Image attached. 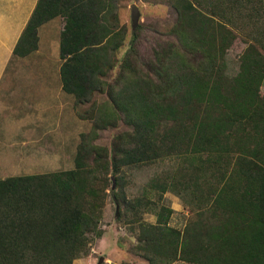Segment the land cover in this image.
<instances>
[{"label":"trees","instance_id":"1","mask_svg":"<svg viewBox=\"0 0 264 264\" xmlns=\"http://www.w3.org/2000/svg\"><path fill=\"white\" fill-rule=\"evenodd\" d=\"M122 1L38 0L14 48L36 51L40 26L62 17V89L90 104L79 115L94 122L74 168L0 178V264H73L86 254L103 236L113 177L119 220L138 224L134 249L150 264H264V0H175L170 37L150 58L137 13L127 44ZM237 32L250 42L231 76ZM120 124L111 149L96 143L99 129ZM171 158L175 172L126 196L124 167ZM167 192L197 211L183 229L171 224Z\"/></svg>","mask_w":264,"mask_h":264},{"label":"rangeland","instance_id":"2","mask_svg":"<svg viewBox=\"0 0 264 264\" xmlns=\"http://www.w3.org/2000/svg\"><path fill=\"white\" fill-rule=\"evenodd\" d=\"M174 1L123 0L120 2L119 15L121 22L129 30L127 44L131 39L132 18L134 13H137L138 16H141L140 22L143 27L139 44L140 50L146 58L152 57L155 50L159 47L158 41L162 40L161 44L167 41L170 37L168 32L173 29L177 20L178 14L173 5ZM58 19L62 21V32L65 21L62 17ZM237 36L232 48L228 50L226 55L228 62L227 72L231 76L238 72L241 55L246 51L250 42L247 37L239 32H237ZM121 49L120 57L126 51L127 45ZM261 50L264 53V50ZM18 58L16 56V60L12 61L6 75L7 79H10V77L14 79H33L36 85L43 80L47 81L50 79V81L57 82L62 86L60 66L63 61L61 57H55L51 61V66L50 62L43 66L37 55H32L21 61L20 59L17 60ZM46 66H50V71ZM53 86L54 84H52ZM262 88L264 90V85ZM50 99L49 109L36 111L35 114L33 123L35 126L36 124H39V126H36L33 131L41 133H34L35 141L28 145L29 150L32 149V146L36 147L34 149L35 156L33 153L27 154L28 152L24 149V146L18 145L26 137V129L22 128L19 136H17L15 128L9 127L10 123L6 115H9L10 112H6L3 117H0V178L21 175V173L37 174L75 167V156L77 146L81 140V133L88 132L93 128L94 122L91 118H81L79 112L84 113L90 104L76 105L75 96L68 93L63 95L52 94ZM106 99V95H97L93 101L99 104ZM19 114L20 112H17L16 116ZM41 124H44L45 128ZM124 130H126V127L123 124L117 127L111 126L99 129V137L96 143L111 149L116 135ZM31 136V134L28 135V137ZM51 136H55L57 141H52V138L50 139ZM16 149L19 150L16 151ZM7 153L15 159L9 160V165H2L6 162V159L3 158ZM17 155L22 159H19ZM27 155L33 157L24 159ZM177 167L178 164L173 161V158L138 167H124L122 171L125 179L124 191L126 196L129 199L141 196L152 178L158 175L163 176L167 171L175 172ZM116 187L113 177V183L107 189L110 192V196L107 198L103 210V218L99 224L104 231L103 236H93L89 241L88 252L75 259L73 264H150L147 259L134 249L137 243L136 231L138 230V224L129 225L119 220L123 208L114 198L113 193H115ZM165 203L174 209L171 224L177 228L183 229L189 220L196 218L197 211L195 210V213H191L190 208L186 206L183 199L175 192H167L165 194ZM156 218V215L151 212L143 213L144 221L156 222ZM102 257L104 260L100 263ZM171 264L189 263L183 260H175Z\"/></svg>","mask_w":264,"mask_h":264},{"label":"crops","instance_id":"3","mask_svg":"<svg viewBox=\"0 0 264 264\" xmlns=\"http://www.w3.org/2000/svg\"><path fill=\"white\" fill-rule=\"evenodd\" d=\"M37 2L38 0H0V117H3L6 112H10L9 115H6L10 123L8 125L12 129L15 128L17 136H19L22 128L26 129V137L18 145L24 146V149L28 152L27 154L33 153L34 156L36 155L34 153L36 147L32 146V149L29 150L28 145L34 143V133H41L33 131L36 126H39V124L35 126L33 123L36 111L49 109L52 94L63 95L65 93L59 83L52 82L50 79L43 80L36 85L33 79H14L13 77L7 79L6 77L12 61L16 60L14 48ZM58 18L60 17L48 21L39 28L40 41L38 49L26 57H19L17 60H26L32 55H37L43 66L48 62L51 66V61L55 57H60L62 21ZM50 66H46L49 71ZM52 84H54L53 87ZM17 112H20V114L16 116ZM41 125L45 128L44 124ZM29 134L32 136L28 137ZM51 138L52 141H57L55 136H51ZM18 150L16 149V151ZM17 157L22 159L18 155ZM32 157L27 155L24 159ZM3 159H6V162L2 165H7L9 160L15 158L7 153Z\"/></svg>","mask_w":264,"mask_h":264},{"label":"water","instance_id":"4","mask_svg":"<svg viewBox=\"0 0 264 264\" xmlns=\"http://www.w3.org/2000/svg\"><path fill=\"white\" fill-rule=\"evenodd\" d=\"M119 214H118V212H117V216H118ZM103 260H104V258L102 257L101 259H100V263L101 262H103Z\"/></svg>","mask_w":264,"mask_h":264}]
</instances>
